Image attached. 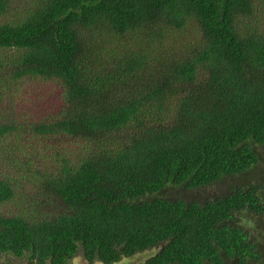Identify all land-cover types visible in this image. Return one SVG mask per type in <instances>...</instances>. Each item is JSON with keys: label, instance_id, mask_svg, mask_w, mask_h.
<instances>
[{"label": "trees", "instance_id": "trees-1", "mask_svg": "<svg viewBox=\"0 0 264 264\" xmlns=\"http://www.w3.org/2000/svg\"><path fill=\"white\" fill-rule=\"evenodd\" d=\"M258 147L264 0H0L1 259L258 263Z\"/></svg>", "mask_w": 264, "mask_h": 264}, {"label": "rangeland", "instance_id": "rangeland-1", "mask_svg": "<svg viewBox=\"0 0 264 264\" xmlns=\"http://www.w3.org/2000/svg\"><path fill=\"white\" fill-rule=\"evenodd\" d=\"M2 108L4 109H14L18 107V103L13 100L7 102V107L5 105H1ZM8 113L11 115L10 110L8 109ZM15 115V116H14ZM19 115L18 111L13 113L12 116L15 118ZM257 151L261 154V159L257 165V168L252 172V174L255 176L253 180L259 179L264 177V149L258 147ZM201 189H207L208 193H201V195L198 196L197 191L195 189H192L191 191L188 190V196L191 197H198V199H203L206 197V195L209 194H215L216 192H219L222 189H226V185H221L217 184L213 188L211 186L209 187H202ZM200 190V189H199ZM245 222L247 224V227L249 228L250 232L261 242H264V221L262 220V217L257 215L256 213H248L245 217ZM158 247H154L152 249L146 250L141 253H137L136 255L128 258H123L116 264H138L144 260H146L148 257H150ZM264 251V249L262 248ZM0 264H27V259L26 260H9L7 258H0ZM72 264H90L88 263L82 256V254H78L72 261ZM94 264H103L99 261H96ZM254 264H264V256L263 259Z\"/></svg>", "mask_w": 264, "mask_h": 264}, {"label": "flooded vegetation", "instance_id": "flooded-vegetation-1", "mask_svg": "<svg viewBox=\"0 0 264 264\" xmlns=\"http://www.w3.org/2000/svg\"><path fill=\"white\" fill-rule=\"evenodd\" d=\"M76 256H77V255H76ZM76 256H75V257H76ZM75 257H74V258H75ZM74 258H73V259H74ZM72 261H73V260H72ZM86 261H87V260H86ZM87 262H88V261H87ZM88 263H89V262H88ZM71 264H72V263H71Z\"/></svg>", "mask_w": 264, "mask_h": 264}]
</instances>
